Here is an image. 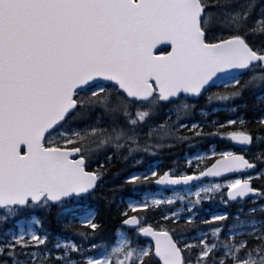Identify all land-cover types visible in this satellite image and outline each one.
I'll use <instances>...</instances> for the list:
<instances>
[{
  "label": "snow or ice",
  "instance_id": "obj_1",
  "mask_svg": "<svg viewBox=\"0 0 264 264\" xmlns=\"http://www.w3.org/2000/svg\"><path fill=\"white\" fill-rule=\"evenodd\" d=\"M258 142L264 0H0V264H264Z\"/></svg>",
  "mask_w": 264,
  "mask_h": 264
},
{
  "label": "trees",
  "instance_id": "obj_2",
  "mask_svg": "<svg viewBox=\"0 0 264 264\" xmlns=\"http://www.w3.org/2000/svg\"><path fill=\"white\" fill-rule=\"evenodd\" d=\"M245 100L249 103V105L253 104L255 102V98L251 95L245 94ZM245 100L238 99L236 102L243 104ZM200 106H204V100L203 98L200 101ZM205 111H208L207 108H205ZM216 115L220 118H223L225 113L223 111H220L216 113ZM249 115H252V112L249 111ZM211 118V115L209 116V119ZM260 148H264V142H258L253 144L252 151H258ZM183 150H191L195 151V149H188L186 145H178L176 148L173 149H165L163 154V162L164 164H168V162L172 159H175L174 156L170 155L171 152H177L180 153ZM133 170L132 161L128 160L127 162L124 161H114L113 166L109 169L106 177L105 182L102 186V188L97 190V195L93 198V205L96 209H98L99 214L102 218H104L105 223L107 224L108 228L111 229L114 225H117L119 222L117 219L114 218V209H115V203L109 207L108 200L105 199V197H111L113 194V191L115 192V200L116 202H119L121 198H131L135 197V194L133 193V190L129 186H123L120 187L122 183V177L123 175ZM208 204H205V206ZM209 206V205H208ZM212 207H215L213 204ZM233 208L235 205L232 206ZM58 209L53 206L50 210V214L47 216V220L55 224V217Z\"/></svg>",
  "mask_w": 264,
  "mask_h": 264
},
{
  "label": "rangeland",
  "instance_id": "obj_3",
  "mask_svg": "<svg viewBox=\"0 0 264 264\" xmlns=\"http://www.w3.org/2000/svg\"><path fill=\"white\" fill-rule=\"evenodd\" d=\"M215 205V204H214ZM216 205H218V204H216ZM209 211H212L211 209H208Z\"/></svg>",
  "mask_w": 264,
  "mask_h": 264
}]
</instances>
